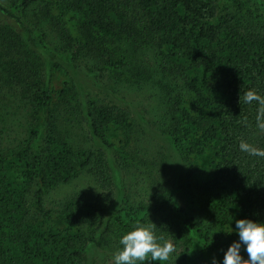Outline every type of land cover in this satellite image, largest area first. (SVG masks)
Masks as SVG:
<instances>
[{
  "label": "trees",
  "instance_id": "trees-1",
  "mask_svg": "<svg viewBox=\"0 0 264 264\" xmlns=\"http://www.w3.org/2000/svg\"><path fill=\"white\" fill-rule=\"evenodd\" d=\"M33 1L22 0L4 9L10 14L24 12ZM221 2L75 0L69 6L51 7L54 15H59L66 26L76 51L85 49L95 54L106 49L109 41L119 35L118 29L130 30L133 27L131 21L142 14L144 17L150 16L154 27L167 28L173 33L162 43V47L168 49L171 56L179 54L181 49L178 47H181L184 51L183 59L200 63L202 71L199 76L188 78L195 98L188 102V108L183 109L179 107L183 99L177 100L176 111L181 109V115H176V111L171 115L168 138L173 147L184 152L187 160L195 162L197 166L202 163L204 156H213L214 166L208 175L202 176L198 184L205 197L203 207L211 220L210 227L206 232L199 229L197 237V225L185 215L182 225L191 233L193 245L195 241L202 242L204 251L211 256L213 248L210 233L225 234L218 243L221 251L217 258L218 264H223L227 249L239 240L236 221L243 219L242 213L251 212L264 223V157L240 150L241 140L264 149V132L258 129L256 121L260 105L256 101L245 103L243 100L244 93L249 89L264 96V33L247 38L238 31L223 34L221 26L209 24L208 21L217 18ZM178 9L184 11L183 16ZM224 27L231 28L228 24ZM21 30L20 34L10 27L0 30V56L2 51L10 54L12 62H8L7 71L14 77H19L14 68L15 62L21 58L14 51L18 47L34 49L43 58L45 78L32 94L34 115H38L36 120L43 133L35 144V156L17 161L22 170L15 167L7 170L0 156V256L4 259L2 262L40 264L60 255L67 257L66 261L54 264H63L82 255V251L75 246L77 235L61 238L54 235L51 241L38 228L29 224L21 225L12 216L10 228L7 215L22 197L19 185L23 184L22 181L25 184L37 181L38 189L34 198L37 209L42 211L45 191L55 184L69 182L86 169L96 156L94 169L103 183L104 191L96 196L95 212L90 214V218L93 215L95 221L103 218L104 222L102 220L100 225L107 226L109 219L119 214L118 222L124 226L127 234L134 227L123 222L117 212L126 204L121 161L125 162L129 157L135 127L132 117H143L133 109L125 96H116L109 106H99L93 102L92 109L85 113V120L91 137L100 148L98 152L73 149L69 141L63 139L51 126V122L55 119L54 111L61 94L67 93L73 86L68 81L62 84L59 61L71 63L75 57L70 53L63 54L50 44L42 29L33 26L30 30L27 27ZM107 62L113 67L118 65L113 59ZM113 128L120 130L121 139L109 141L106 137V132ZM42 135L45 136L44 140ZM29 149L27 145L22 153ZM96 153H100L99 157ZM239 201L248 210L237 212L235 209ZM72 206V203L66 206L67 219L77 220L73 212H69ZM132 212L136 210L127 211L129 218L134 216ZM189 263L194 264L193 256Z\"/></svg>",
  "mask_w": 264,
  "mask_h": 264
},
{
  "label": "rangeland",
  "instance_id": "rangeland-1",
  "mask_svg": "<svg viewBox=\"0 0 264 264\" xmlns=\"http://www.w3.org/2000/svg\"><path fill=\"white\" fill-rule=\"evenodd\" d=\"M21 1L0 0V30L10 27L19 33L25 27L30 30L35 26L47 34L48 41L55 48L75 57L71 63L59 61L62 84L68 81L73 86L61 94L54 111L55 119L51 122V126L69 141L73 149L98 152L100 148L91 137L85 120V113L92 109L93 102L109 106L116 96H125L143 117H132L135 127L129 157L125 162L121 161L126 204L117 212L123 222L134 228L139 224L147 226L154 223L155 235L163 237V241H171L175 251L167 261L147 260L139 264H190L191 256L194 264H214V261L218 264L217 258L221 254L218 243L225 234L210 233L211 256L204 251L202 242L195 241L193 245L191 233L182 225L185 215L197 225V237L199 229L206 232L210 227L211 220L203 207L205 197L198 184L214 166L213 156H204L197 166L187 160L184 152L173 147L168 138L170 117L176 111L177 100L183 99L179 105L183 109L188 108V102L195 98L188 78L199 76L202 71L200 63L183 59L181 47H178L181 49L179 54L171 56L162 43L173 33L167 28L154 27L150 16L142 14L131 21L133 27L130 30L118 29L119 35L109 41L106 49L95 54L85 49L76 51L63 21L51 10L55 6H69L75 0H34L24 12L13 14L4 9ZM178 10L183 16L184 11ZM218 11L217 18L208 22L221 26L223 34L238 31L240 35L251 38L264 33V0H222ZM225 24L231 28L224 27ZM14 51L21 56L14 64L19 77L7 71L8 62H12L10 54L2 51L0 56V156L7 170L10 167L22 170L17 161L35 156V144L43 133L36 120L38 115H34L32 94L42 85L45 69L43 58L34 49L25 46ZM109 59L117 61L118 65H109ZM181 109L175 114L180 116ZM33 130H37L36 133H32ZM106 133L109 141L122 138L120 130L114 128ZM27 145L30 149L22 153ZM97 155L99 157L100 153ZM95 157L69 182L55 184L45 191L42 211L37 209L34 198L37 181L25 184L20 179L23 183L19 185L22 197L7 215L10 228L12 216L21 225L38 228L51 241L54 235L59 238L77 235L75 246L82 255L63 264H115V256L123 248L120 241L126 233L118 222L119 214L112 216L107 226L100 225L103 218L96 221L93 220L95 215L90 218V214L95 212L96 196L104 191L103 183L95 173ZM240 202L235 210H248ZM69 203L73 205L69 212H73L77 220L67 219L66 206ZM129 209L136 210L131 218L127 216ZM241 215L261 223L251 212ZM241 255L243 259L249 258L246 245H243ZM65 258L54 256L40 264H54L66 261ZM1 260L4 259L0 256V264H12Z\"/></svg>",
  "mask_w": 264,
  "mask_h": 264
},
{
  "label": "clouds",
  "instance_id": "clouds-1",
  "mask_svg": "<svg viewBox=\"0 0 264 264\" xmlns=\"http://www.w3.org/2000/svg\"><path fill=\"white\" fill-rule=\"evenodd\" d=\"M243 100L245 103L256 101L260 105L256 121L258 129L264 132V96L249 89L244 93ZM240 150L253 156L264 157V149L244 140L240 142ZM154 227V223L147 226L139 224L134 230L125 234L120 241L123 248L115 256V264L169 260L170 255L175 251V246L171 241H163V237H157ZM236 230L239 240L229 246L223 264H264V223L243 218L236 221ZM241 244L246 245L248 259H243L241 255Z\"/></svg>",
  "mask_w": 264,
  "mask_h": 264
}]
</instances>
